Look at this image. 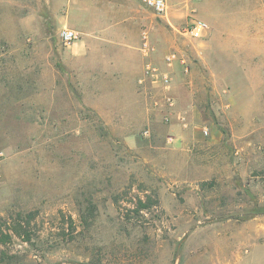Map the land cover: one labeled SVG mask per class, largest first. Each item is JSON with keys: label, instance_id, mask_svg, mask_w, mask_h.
<instances>
[{"label": "rangeland", "instance_id": "obj_1", "mask_svg": "<svg viewBox=\"0 0 264 264\" xmlns=\"http://www.w3.org/2000/svg\"><path fill=\"white\" fill-rule=\"evenodd\" d=\"M117 1L0 0V237L31 235L0 264H264V0H169V21ZM193 18L205 36L178 32ZM144 28L155 64L191 65L172 114L148 59L102 61L104 32L142 55Z\"/></svg>", "mask_w": 264, "mask_h": 264}, {"label": "built area", "instance_id": "obj_2", "mask_svg": "<svg viewBox=\"0 0 264 264\" xmlns=\"http://www.w3.org/2000/svg\"><path fill=\"white\" fill-rule=\"evenodd\" d=\"M142 2L145 7L153 10V12L159 17L165 18L168 21L170 20L169 0H142ZM208 28L209 25L207 22L201 19L193 18L190 23L185 26L178 27L177 29L178 32L183 36L201 37L207 34L206 32ZM58 36L64 45H71L80 38V32L72 27L63 25L58 31ZM140 49L146 57H149V60L145 64L144 74L140 82L144 83L146 81H150L154 84H160L161 95H159V99H161V103H159V100L156 99L154 102V107L157 108V106L161 104L165 107V109H167L169 114H172L175 107L172 68L176 64H179L184 73H189L191 65L189 63L188 57L184 53H181L177 50H171L165 54V68L155 64L152 60H150V57L156 51V47L151 42L150 32L146 28H144L142 31V44ZM148 132L149 131L146 133L148 134ZM203 133L205 135H209V129L204 127Z\"/></svg>", "mask_w": 264, "mask_h": 264}, {"label": "crops", "instance_id": "obj_3", "mask_svg": "<svg viewBox=\"0 0 264 264\" xmlns=\"http://www.w3.org/2000/svg\"><path fill=\"white\" fill-rule=\"evenodd\" d=\"M110 3L115 2L116 4H118L117 0H107ZM126 19H128V22H133L134 20H138V16L135 14H130L129 16H126ZM143 31V30H142ZM236 40L241 41L240 37L236 36L235 37ZM103 39L106 40L105 45H106V50L103 52L102 54V61L104 63V65L106 66V69L108 70H113L114 68H118L120 65V62H122V59L125 60V65L128 66H132L137 64V62L133 63V58L135 57V55H139L140 57V63L142 65L144 60H149V57H146L143 53L138 54V49H139V40L136 41H132V42H126L125 41V36L124 33H119L117 32L116 34H113L109 31L104 32L103 34ZM132 40L135 39L134 38H130ZM114 40H116V43L114 42ZM152 42V40H151ZM153 43V42H152ZM116 47V48H115ZM141 50V49H140ZM142 52V51H141ZM152 58V55H151ZM154 58V57H153ZM147 60V61H148ZM114 61V62H112ZM146 61V62H147ZM144 63V67H143V72L145 69V64ZM113 63H115L116 65H113ZM176 68L179 69L181 68V66L179 64H176ZM116 66V67H114ZM121 68V67H120ZM141 71V69H139ZM173 90H174V86H173ZM141 93L143 94V91H141ZM251 135L249 136V132H244V134H240V135H244V136H248V138L245 139V143L244 146L246 147H250L249 144L253 143V139H250L253 133H250ZM238 135L237 132L233 133V136H240Z\"/></svg>", "mask_w": 264, "mask_h": 264}, {"label": "trees", "instance_id": "obj_4", "mask_svg": "<svg viewBox=\"0 0 264 264\" xmlns=\"http://www.w3.org/2000/svg\"><path fill=\"white\" fill-rule=\"evenodd\" d=\"M29 216H32V213H29ZM18 217H22V213L18 214ZM13 235L23 237L26 241L31 239L30 233L22 229V224L20 221H17L16 226L10 227L7 233L2 232V237H0V243L4 244L12 239Z\"/></svg>", "mask_w": 264, "mask_h": 264}]
</instances>
